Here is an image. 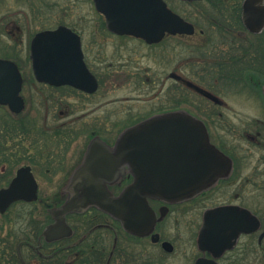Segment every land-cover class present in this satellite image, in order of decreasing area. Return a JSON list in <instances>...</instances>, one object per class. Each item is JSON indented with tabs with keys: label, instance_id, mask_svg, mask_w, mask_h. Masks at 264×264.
<instances>
[{
	"label": "flooded vegetation",
	"instance_id": "obj_1",
	"mask_svg": "<svg viewBox=\"0 0 264 264\" xmlns=\"http://www.w3.org/2000/svg\"><path fill=\"white\" fill-rule=\"evenodd\" d=\"M92 1L103 24L92 26L89 36L86 37L87 32L79 26L70 23L45 27L35 31L28 41L29 75L24 74L16 59H11L17 63L22 77L20 95L24 100V108L20 113L26 108L33 109V96L29 100L22 94L24 83L30 81V86L35 84V97H40L39 103L45 109V119L54 104L59 107L58 113L62 117L71 114L69 119L58 122L57 129L66 130L77 124L80 126L83 120L85 130H93L86 144L80 150L77 149L72 164L60 155L49 154L42 143L37 148V157L29 159L27 151L32 152L33 149L29 135L25 136L24 147L20 143L16 144L14 135L18 129L21 134L26 131L30 134L28 114L21 116L24 119L16 120L18 114L12 113L7 105H0L7 110L9 118L8 126L5 124L7 127L4 120L0 121L3 123L0 126V189L10 184L18 168L29 166L37 182L38 193L34 201H14L4 211H0V264H16V258L20 264H49V261L56 264H264V0L249 2L250 27L244 24L242 17L245 0H232L233 24L221 26L222 31L219 30L217 40L212 36L214 27L209 24L200 47L188 44L185 61L180 63L176 60V49L171 47V42L165 45V40L190 35L166 33L158 42H146L139 37L118 34L107 27L104 15ZM205 4L211 5L213 2ZM60 26L76 37L83 61L97 81L94 91H84L68 83L54 85L36 77L31 55L33 39L39 32L55 30ZM12 30L15 34L19 33L21 27L13 22L10 32ZM112 37L130 38L141 46L153 48V73L144 78V69L133 65L129 59L121 62L104 60L102 68L94 67L90 59L92 48L108 47L109 38ZM124 45L120 44V47ZM93 58L98 60L101 57L93 55ZM165 71L168 72L163 75ZM102 77H106L109 83L121 79L133 86L134 92L152 94L155 104H145L142 113L145 115L138 121L178 109L201 121L208 135L211 127H219L226 135H235L227 147L220 142V145L216 144L208 136L210 143L230 160V169L214 184L186 199L164 201L147 198L152 215L149 223L141 225L144 230L141 233L128 231L120 219L92 205L82 211L66 214V223L71 229L69 234L46 240L43 230L54 221L49 210L64 203V186L74 169L84 161L91 140L99 137L107 145H113L115 141L108 140L106 135L95 129L104 128L106 131L107 117L104 116V121L101 116H91L103 103L117 100L110 98L98 102ZM184 81L207 91L214 98ZM179 84L204 98V103L193 107L199 113H193L185 107H161V97H168L169 101L172 96L175 98ZM39 85L53 91L44 93L43 90H36L35 87ZM111 90L105 89V93ZM233 91L236 100L242 98L251 109L242 107L240 102H236L234 107L224 100ZM255 101L258 102L257 107H254ZM129 111L125 110V119H129ZM107 122L111 124V121ZM105 133H109L108 130ZM37 141V144L41 142L39 139ZM69 145L65 146L66 152ZM21 150L23 155L20 154ZM254 156L255 160L251 164ZM20 162L25 164L19 165ZM36 167L46 175H61L64 178L58 181L50 198L40 195L41 182ZM132 180L133 175L126 169L119 181L109 184L108 189L113 196H118ZM51 182L53 184L57 180L52 179ZM215 209L217 211L211 215L210 211L214 212Z\"/></svg>",
	"mask_w": 264,
	"mask_h": 264
},
{
	"label": "water",
	"instance_id": "obj_2",
	"mask_svg": "<svg viewBox=\"0 0 264 264\" xmlns=\"http://www.w3.org/2000/svg\"><path fill=\"white\" fill-rule=\"evenodd\" d=\"M94 1L98 11L104 14L107 27L118 34L157 42L166 32H194V26L168 8L164 0ZM250 1H244L242 14L248 27ZM31 55L38 80L54 85L68 83L89 92L97 88L94 75L83 61L79 43L68 29L59 27L37 33ZM184 82L214 98L189 81ZM21 85L17 64L0 58V104L15 113L24 108ZM230 165V160L209 142L204 124L186 111L150 116L122 130L113 146L99 137L91 140L84 161L74 169L64 186V203L50 208L54 221L43 234L46 240L69 234L66 214L92 205L120 219L128 231L141 233L144 231L141 225L149 223L152 215L147 198L186 199L226 175ZM126 169L133 175V181L118 196H113L108 185L119 181ZM37 197V182L30 167L22 166L8 187L0 189V211L14 201H33ZM212 211L211 215L217 209Z\"/></svg>",
	"mask_w": 264,
	"mask_h": 264
},
{
	"label": "rangeland",
	"instance_id": "obj_3",
	"mask_svg": "<svg viewBox=\"0 0 264 264\" xmlns=\"http://www.w3.org/2000/svg\"><path fill=\"white\" fill-rule=\"evenodd\" d=\"M166 1L174 11L184 16L187 20L193 22L196 27V31L193 35L181 37L177 36L176 38H167L165 40L167 43L166 44L164 42L165 45H168V43L171 42V47L176 49L177 63L185 61V53L187 51L186 47L188 44L193 46L200 45V43L203 41L202 38L206 35L209 24L213 25L214 28H212V36L214 37V40H217L216 38L219 34V30L221 29L222 31V28L220 27L224 24L232 25L234 22V6L232 0H201L192 2L181 0ZM207 2H213V4L206 5L205 3ZM32 17L34 18L33 22H31ZM13 22L20 25L21 32L16 34L13 30L10 32L11 24ZM59 23H70L72 25L79 26L83 31L87 32L85 33L86 37L90 35L92 26L103 24L102 17L95 11L92 0H0V57L16 59L22 66L24 74L29 75L30 67L27 55L28 41L31 35H33V33L37 30L45 27H53ZM201 29L204 31L200 32ZM101 39L102 37L100 40ZM109 40L110 44L108 47L100 46L92 48L93 52H90V59L92 60L91 64L94 67L102 68L103 66L101 63L104 60L113 59L114 61L118 60L121 62L122 60L127 61V59H129L133 65L144 69L145 74H142L144 78L147 75H151L153 73L155 68L153 60V52L155 50L153 48L141 46L137 44L135 40H131L130 38L126 37H112L109 38ZM123 43H125V45L120 47V44L122 45ZM93 55L97 58H101L95 60ZM94 60L95 62H93ZM167 72L168 71H165L163 75H165ZM102 80V87L100 86L102 90L100 89V92L98 91L97 95L98 99H100L98 102L105 101L110 98L117 100H115L113 103H103L101 107H96V111H94L91 116H101L104 121V116H106L107 121H111L112 125L106 121L108 124L106 131L108 130L109 133H105L106 131L104 128L97 127L95 129L101 131L103 135H106L108 140L114 141L124 128L133 122H137L140 120L141 116L145 115L142 114L144 110L143 106L145 104L153 105L155 104L156 100H152L153 97L151 93L147 95L144 92L132 91L134 87L127 85L126 82L121 79H118V81L110 80L112 81L110 83L106 77H102ZM31 85L32 86H30V81H28L27 84L24 83L22 94L29 100L30 97L33 96V109L26 108L27 111L25 109L16 117V120H19V118H23L21 116H23L25 113L28 114L30 123L29 126H31L29 130L30 134H28L27 131L21 134V131L18 129V131L14 133L16 144L20 143V146L24 147V144L26 143L25 136L29 135L28 139L32 142L33 148L32 152L27 151L29 159L37 157V148L42 143L49 154H53L55 156L60 155L67 160L66 162L72 164V161L77 155V149L80 150L83 144H86L93 128L85 130V128L82 126L83 120H81V127L77 124L76 126L69 127L70 129H57L58 122L69 119L71 114L68 117H62V115H59L58 113L59 107L57 105L55 106L54 104V106L49 108L48 116L45 119V109H43L39 103L40 97H35V84ZM178 86L180 87L176 92V97L174 98V96H172V100L169 101V98L165 96L161 97V107H185V109L190 110L193 113H199V110L193 107L198 104L201 105L202 102L204 103V98L191 91L183 84H179ZM110 88L113 90H111L110 93H105V89L109 90ZM35 89L43 90L44 93H50V91H53L51 88L41 85L36 86ZM233 93H235V91H233L231 94H227L229 98L225 96L224 100L228 101L229 104L234 107L237 105L236 102H240L242 107L251 109V106L247 104L242 98L236 100L237 96H235ZM256 103L258 104V102L255 101L254 107H257ZM200 109H203V107H200ZM125 110H131L129 112L133 114L132 115L130 113L132 116L129 114V119L124 118ZM6 111L7 110L4 107L0 106V121L4 120V125L6 124L8 126L7 122L9 121V118ZM3 123H0V126H3ZM208 130V136L210 137V140H213L218 145H220V142L225 147H227V144H229L233 136H235L230 133L226 135V133L222 132L219 127H211ZM36 138L41 141L39 144H37L38 141ZM234 140L235 139H233V141ZM68 143H70V145ZM66 144L67 146L69 145L68 152H66ZM23 153L24 152L21 150L20 154L23 155ZM254 160L255 156L253 157L251 164L254 162ZM24 162H20L19 165L25 164ZM36 170L38 179L41 182L40 195L44 198H50L53 196V192L55 190L54 188H56V186L61 181V177L63 178V176L60 175L57 177H52L46 175L44 172H41L38 167H36ZM52 179H56L57 182H59L52 184Z\"/></svg>",
	"mask_w": 264,
	"mask_h": 264
},
{
	"label": "trees",
	"instance_id": "obj_4",
	"mask_svg": "<svg viewBox=\"0 0 264 264\" xmlns=\"http://www.w3.org/2000/svg\"><path fill=\"white\" fill-rule=\"evenodd\" d=\"M48 263L49 264H56V262H51V261H49ZM16 264H20L19 261H18V258H16Z\"/></svg>",
	"mask_w": 264,
	"mask_h": 264
}]
</instances>
